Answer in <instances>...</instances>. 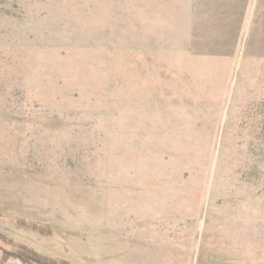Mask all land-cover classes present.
Instances as JSON below:
<instances>
[{"label":"rangeland","instance_id":"374dc122","mask_svg":"<svg viewBox=\"0 0 264 264\" xmlns=\"http://www.w3.org/2000/svg\"><path fill=\"white\" fill-rule=\"evenodd\" d=\"M16 245L264 264V0H0V264Z\"/></svg>","mask_w":264,"mask_h":264},{"label":"trees","instance_id":"16d2710c","mask_svg":"<svg viewBox=\"0 0 264 264\" xmlns=\"http://www.w3.org/2000/svg\"><path fill=\"white\" fill-rule=\"evenodd\" d=\"M33 230H37L40 233H44L41 229H38L37 227H31ZM19 250L20 254L17 256V259L22 262V264H64V263H56L53 260L46 259L42 256L36 255L33 253L30 249L27 247L16 245Z\"/></svg>","mask_w":264,"mask_h":264}]
</instances>
